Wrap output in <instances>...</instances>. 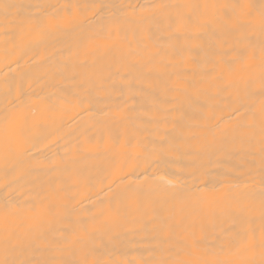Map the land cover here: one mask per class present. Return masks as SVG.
<instances>
[{
	"label": "bare ground",
	"instance_id": "bare-ground-1",
	"mask_svg": "<svg viewBox=\"0 0 264 264\" xmlns=\"http://www.w3.org/2000/svg\"><path fill=\"white\" fill-rule=\"evenodd\" d=\"M262 11L0 0V264H260Z\"/></svg>",
	"mask_w": 264,
	"mask_h": 264
},
{
	"label": "snow or ice",
	"instance_id": "snow-or-ice-1",
	"mask_svg": "<svg viewBox=\"0 0 264 264\" xmlns=\"http://www.w3.org/2000/svg\"><path fill=\"white\" fill-rule=\"evenodd\" d=\"M261 27L264 29V11L261 13ZM20 127L23 128V121H21ZM262 248H264V244H262ZM260 264H264V260H261Z\"/></svg>",
	"mask_w": 264,
	"mask_h": 264
}]
</instances>
